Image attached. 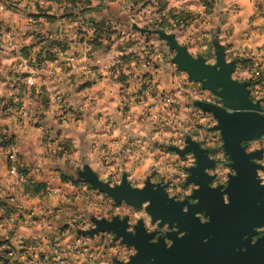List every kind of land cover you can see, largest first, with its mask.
I'll return each instance as SVG.
<instances>
[{"label":"crops","instance_id":"obj_1","mask_svg":"<svg viewBox=\"0 0 264 264\" xmlns=\"http://www.w3.org/2000/svg\"><path fill=\"white\" fill-rule=\"evenodd\" d=\"M151 3L155 9L156 3ZM151 3L0 0L6 8L0 10V101L6 103L0 109V138H12L18 158L12 163L0 150V182L8 196L7 222L14 228V245L29 244L31 253L40 249L45 254L55 241L66 246L58 260L49 257L45 264H114L109 255L118 245L97 244L93 259L85 257L89 248L79 240L67 245L71 228L85 216L81 208L93 211L85 174L111 186L127 179L137 189L148 179L159 183L166 170L176 179H187L181 172L184 156L176 149L186 147L188 136L197 140L189 129L192 112L201 109L199 103L222 106L205 81H195L179 68L175 49L163 56L158 38L142 30L129 34L134 23L145 30L142 22L148 19ZM259 3L215 2L214 14L206 18L218 32L221 48L215 51L196 46L190 30L176 36L192 60L211 67L233 63L232 80L247 84L254 103L264 101V19L257 14ZM201 5V0H168V8L177 12ZM98 22L111 23L112 29L98 37ZM136 44L140 48L135 49ZM145 54L155 60L156 69L148 92L144 89L150 69L137 62ZM71 57H76L73 64ZM29 77L35 79L34 87L27 86ZM163 95L169 103L161 106ZM172 102L179 103V112L165 110ZM163 110L176 119L174 128L154 126V117L162 118Z\"/></svg>","mask_w":264,"mask_h":264},{"label":"water","instance_id":"obj_2","mask_svg":"<svg viewBox=\"0 0 264 264\" xmlns=\"http://www.w3.org/2000/svg\"><path fill=\"white\" fill-rule=\"evenodd\" d=\"M171 48L177 51L175 61L179 68L191 79L205 81V86L221 98V107L197 105L218 120L216 129L237 174L229 177L224 190L212 188L213 177L207 172L212 167L208 151L189 138L186 147L176 151L195 158V165L188 169V181L198 187L191 196L195 203L176 201L168 196L163 185L149 180L142 189L132 188L127 179L112 187L86 173L87 182L117 203L134 208L148 204L147 212L153 222L169 224L170 229L179 231L155 239L157 233L149 234L142 224L135 232L128 231L126 218L98 223L96 233H114L123 244L135 249L136 254L125 264H264V237L252 242L255 228L264 225V185L259 178V172H264L260 163L263 151L248 153L244 146L264 137L260 103L250 99L246 83L232 80L233 63L206 66L186 56L185 49L175 41ZM200 214H204L207 222H201Z\"/></svg>","mask_w":264,"mask_h":264},{"label":"rangeland","instance_id":"obj_3","mask_svg":"<svg viewBox=\"0 0 264 264\" xmlns=\"http://www.w3.org/2000/svg\"><path fill=\"white\" fill-rule=\"evenodd\" d=\"M152 1L156 3L155 9H152L154 8V5L151 3V0H148V2L151 3V7L148 8L147 13H145V16H147L148 19L144 18V22H142V26L145 27V30L141 27H138L139 25L137 26V23H134V31H129V34L132 32L136 33V31L141 32L142 30L143 34L149 35V37L155 39L158 38L161 44L160 45L158 43V45L163 56H169V52L170 49L172 50L171 47L174 41L178 43L176 36L183 31L188 33V30H190L192 33L191 36L194 38L196 46L199 47L208 45V47L210 46L214 51L217 48H221L220 41L217 39L218 37H216L218 32H214L217 31V29L210 25V21H206L207 14H214L216 10L215 2L217 0H201V7H198L194 11L187 13L182 11L177 12L173 9L170 10L168 8V0ZM256 1L261 3V1L264 0ZM260 3L258 4L257 14L263 17L262 19H264V2L261 4ZM136 18L137 17H134V19ZM108 29H112L111 23L106 24L105 22H98L95 26L94 32L99 37L103 33L107 32ZM134 45L135 44L133 43V46ZM136 45L138 46L139 44ZM153 45L154 44H152L151 47L154 48L155 46ZM136 48H140V45L135 47V49ZM149 60L152 61V58L145 54L143 57L140 56L139 61L137 60V62L142 63L143 68L148 70V68H146V64ZM151 89L152 87L148 86L147 89L144 90L145 92H148ZM161 100V106H163L165 103H169L166 101L164 95ZM255 103H260V107L264 113V105H261L264 103V101L256 100ZM179 106V103L172 102L171 105L167 104L165 106V110L169 109L170 107L171 110L169 113H176V111L179 112ZM194 109L195 110L192 112L194 116V123L190 124L189 129L192 134H196L195 137H197V140H193L192 136H188V138L191 141L198 143L202 149L208 151V157L212 162V167L207 171L208 174L213 177L211 187H221L222 190H224L228 186V182L230 180L229 177L236 175L237 171L231 167L232 161L224 151L221 133L216 129L218 126V120L214 114L211 112H205L199 108ZM160 113H163L162 118L154 115L155 117L153 120L156 121V123H154L155 127L164 130L169 126L174 125L176 119H172V117L166 114L164 110ZM1 139L2 138H0V140ZM176 145L178 146V144ZM244 146L246 147L247 152L262 150L263 158L260 163L264 166V137L257 141L246 142L244 143ZM165 147H167V144H163L161 149H165ZM194 165V156L192 154H186L184 155V167H182L181 172L187 175V179H176L174 172L172 173L167 170L164 173L163 179H158L159 184L165 187L169 197L174 198L179 202H184L186 200L190 203L196 202V200L191 196L193 195L194 190L198 187L193 182L188 181V169ZM260 175L262 177V182H264V172L261 171ZM148 180L151 181V179ZM83 181L87 182L86 180ZM151 183L158 184L152 181ZM1 185L2 184L0 182V264H45L48 261L46 259L49 257H52V259L56 258L58 260L59 257L64 254V249H66V246L61 243L63 242L62 240L55 241L54 244L58 246H56L57 248L51 246L49 254L42 253L40 249L32 251L31 253L29 251V244L21 243V248H18L13 244V238L15 235L14 228L7 222L9 220L8 211H10L7 204L8 196L4 194L5 190L2 189ZM116 186H118V184L112 185V187ZM88 188L89 191L91 190L93 193V195L91 194L92 199L88 201V203H92L93 211L87 210L85 207L81 208V211L82 213H85V216L79 222L80 224H76V226L71 228V237L67 242L68 246L71 245L74 240H79L81 246L86 248L88 247L90 253H94L96 252V249L98 248L97 244L99 243L118 245L119 249L109 256H112V260L115 259L114 264H125L129 262L130 257L136 253L135 249L132 247H127L125 244H123L122 239H117L114 233H96V229L99 225L98 223H109L116 219L125 220L127 218L128 231L130 232H135L138 225L142 224L149 234L157 233L155 239L160 237V235L162 236L169 232L179 234L178 229H170L169 224H161L160 221L153 222L151 216L147 212L148 204H144L139 208H134L127 204L117 203L106 193L102 192L98 187H95L90 183L88 184ZM225 200L227 201L226 197ZM198 217L202 223H205L208 220L204 214H200ZM67 227H69V225ZM82 227H87V229H82ZM255 231L256 234L253 236V240L264 236V225L255 228ZM89 256V253L85 255V257L88 259H93V257ZM34 260H36V262H33Z\"/></svg>","mask_w":264,"mask_h":264},{"label":"built area","instance_id":"obj_4","mask_svg":"<svg viewBox=\"0 0 264 264\" xmlns=\"http://www.w3.org/2000/svg\"><path fill=\"white\" fill-rule=\"evenodd\" d=\"M18 1L25 2L26 0H18ZM0 10H6L5 6H3V5L0 6ZM121 34H122V36L128 35L127 32H122ZM75 60H76V57H71L69 60L70 64H73L75 62ZM146 68L150 69V75H151V78H149L150 80L147 82V84H148V86H152L153 82H154V75L156 72L154 61L153 60L147 61ZM26 84L28 87H34L36 85L35 79L33 77H29L26 80ZM5 105H6L5 102L0 101V109H2ZM0 150H5L7 152L9 161L16 164L17 159H18L17 155H16L17 154L16 153V146L13 143L11 137H9V136H3L2 137V139L0 140ZM53 246L56 247L58 245L54 244ZM89 254H90L89 257H93V255H94V253L93 252L90 253V251H89Z\"/></svg>","mask_w":264,"mask_h":264},{"label":"flooded vegetation","instance_id":"obj_5","mask_svg":"<svg viewBox=\"0 0 264 264\" xmlns=\"http://www.w3.org/2000/svg\"><path fill=\"white\" fill-rule=\"evenodd\" d=\"M264 236H261V237H259V238H263ZM259 238H257V239H259ZM257 239H254L252 242L254 243Z\"/></svg>","mask_w":264,"mask_h":264}]
</instances>
